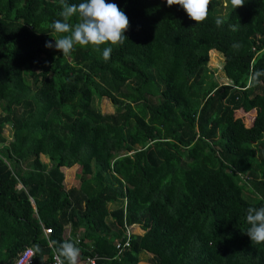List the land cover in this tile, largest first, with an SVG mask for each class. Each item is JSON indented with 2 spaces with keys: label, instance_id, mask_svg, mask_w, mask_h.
Masks as SVG:
<instances>
[{
  "label": "trees",
  "instance_id": "16d2710c",
  "mask_svg": "<svg viewBox=\"0 0 264 264\" xmlns=\"http://www.w3.org/2000/svg\"><path fill=\"white\" fill-rule=\"evenodd\" d=\"M106 2L130 21L107 61L109 45L45 46L59 0H0V264L37 245L33 264H49L76 236L94 264H264L245 232L264 206V0H211L203 23L166 0ZM209 51L226 84L204 85ZM251 109L250 125L233 116ZM123 222L143 233L118 252Z\"/></svg>",
  "mask_w": 264,
  "mask_h": 264
},
{
  "label": "clouds",
  "instance_id": "9594fccd",
  "mask_svg": "<svg viewBox=\"0 0 264 264\" xmlns=\"http://www.w3.org/2000/svg\"><path fill=\"white\" fill-rule=\"evenodd\" d=\"M230 3L232 8L236 9L244 6L245 0H230ZM59 4L62 8L59 13L62 20L54 21L51 27L57 34H60V38H55L54 45L51 42H46L45 46L49 48L55 47L62 52L63 56L71 55L77 45L82 47L91 46L96 50H100L102 45H109L102 50V57L107 61L111 57L113 47L123 45L125 40L128 39L125 32L130 26V21L117 4L107 3L106 0H83L79 4L69 3L68 0H59ZM166 4L167 6L178 5L182 7L189 19L195 21V23H203L209 16L211 0H166ZM74 17H78V22L73 25L70 21ZM215 23L219 27L224 23V20L217 18ZM230 28L232 31L237 30L236 25H230ZM234 47H238V45H234ZM256 75L258 76L260 73ZM255 78L254 76L253 79ZM251 110L254 112L250 117L255 114V110ZM239 118L242 119L243 123L241 114ZM246 220L250 227L245 232L252 244L264 243V206L259 208L249 207ZM124 224L130 227L132 235L143 233V230L137 224H126L123 222ZM135 228L138 229L137 233L134 231ZM77 245L78 241H73L72 239L60 243L56 249L57 264H78V262L79 264H84V258L80 259L79 257L80 249ZM39 251V246H35L28 256V261L30 257L38 254ZM97 258L95 256V260Z\"/></svg>",
  "mask_w": 264,
  "mask_h": 264
},
{
  "label": "rangeland",
  "instance_id": "374dc122",
  "mask_svg": "<svg viewBox=\"0 0 264 264\" xmlns=\"http://www.w3.org/2000/svg\"><path fill=\"white\" fill-rule=\"evenodd\" d=\"M223 62V58L220 53L215 52V51H209L208 53V60L206 63V79H205V84H207L210 81H214L217 85L225 84L226 79L221 71V65ZM43 86V82L40 84V87ZM94 105L96 108H98L101 112H111L112 111V106L110 105L109 101L105 98L97 99L96 97L94 98ZM253 110L248 111L243 113L241 110L234 111L233 116L239 118L240 114L243 118V123L245 125H249L251 123V119L249 114H253ZM250 119V120H249ZM242 120V119H241ZM3 134L6 135V128L3 129ZM40 160L42 162H46V158L40 157ZM71 167L70 170L65 174L63 171V168H68ZM77 165H69V166H62L60 167V171L63 173V180L62 184L65 189L69 188L70 186L77 185V181L75 178V172L77 171ZM109 209L112 208L111 204H108ZM137 226V225H136ZM135 226V227H136ZM64 233H67L68 231V226L64 227ZM135 233H137L138 229H134ZM139 262L150 264L149 261L147 260L148 253L141 252L139 254Z\"/></svg>",
  "mask_w": 264,
  "mask_h": 264
},
{
  "label": "built area",
  "instance_id": "2783aa9c",
  "mask_svg": "<svg viewBox=\"0 0 264 264\" xmlns=\"http://www.w3.org/2000/svg\"><path fill=\"white\" fill-rule=\"evenodd\" d=\"M40 226H41V230H42L43 234L45 236H47V234L50 233V228L44 227L42 225H40ZM67 235H68V231H67V233L63 232L64 237L65 236L67 237ZM131 235H132V231H131L130 227L124 224L121 237H119L113 241L114 248L116 249V251H118V252L123 251L125 248H127L129 246ZM78 240H79V238H78V236H76L75 241H78ZM32 250L33 249L30 246H24L21 249H19L16 252V255L13 259V264H33V257H30L29 261H28V256ZM94 261H95V256H88L87 255L84 257L83 263L84 264H94ZM49 264H57V254L56 253H54V252L52 253L51 261Z\"/></svg>",
  "mask_w": 264,
  "mask_h": 264
},
{
  "label": "crops",
  "instance_id": "0c3cea01",
  "mask_svg": "<svg viewBox=\"0 0 264 264\" xmlns=\"http://www.w3.org/2000/svg\"><path fill=\"white\" fill-rule=\"evenodd\" d=\"M78 261H79V259H78ZM78 264H79V262H78ZM137 264H146V263H142V262L138 261Z\"/></svg>",
  "mask_w": 264,
  "mask_h": 264
}]
</instances>
